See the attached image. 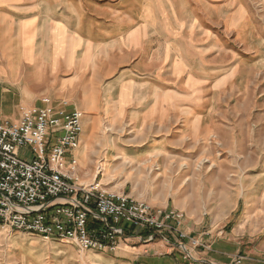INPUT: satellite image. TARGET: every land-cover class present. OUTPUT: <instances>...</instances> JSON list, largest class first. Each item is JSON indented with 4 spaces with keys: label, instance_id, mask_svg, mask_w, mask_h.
I'll list each match as a JSON object with an SVG mask.
<instances>
[{
    "label": "rangeland",
    "instance_id": "374dc122",
    "mask_svg": "<svg viewBox=\"0 0 264 264\" xmlns=\"http://www.w3.org/2000/svg\"><path fill=\"white\" fill-rule=\"evenodd\" d=\"M171 4L150 38L170 61L125 62L88 93L94 180L78 182L182 212L185 236L80 252L0 226V264H264V0Z\"/></svg>",
    "mask_w": 264,
    "mask_h": 264
},
{
    "label": "crops",
    "instance_id": "0c3cea01",
    "mask_svg": "<svg viewBox=\"0 0 264 264\" xmlns=\"http://www.w3.org/2000/svg\"><path fill=\"white\" fill-rule=\"evenodd\" d=\"M170 6L171 0H0V118L16 121L44 97L81 110L77 176L94 180L82 153L88 93L125 62L139 75L140 62L154 68L157 60L170 61V43L160 56L150 39ZM135 235L127 232V238Z\"/></svg>",
    "mask_w": 264,
    "mask_h": 264
},
{
    "label": "built area",
    "instance_id": "2783aa9c",
    "mask_svg": "<svg viewBox=\"0 0 264 264\" xmlns=\"http://www.w3.org/2000/svg\"><path fill=\"white\" fill-rule=\"evenodd\" d=\"M41 102L42 107L22 110L16 121L0 118V226L62 241L80 252L113 251L127 232L146 231L147 241L185 236L180 211L106 192L94 182L80 184L74 151L84 113L48 97ZM177 245L183 258L189 257L185 246Z\"/></svg>",
    "mask_w": 264,
    "mask_h": 264
},
{
    "label": "trees",
    "instance_id": "16d2710c",
    "mask_svg": "<svg viewBox=\"0 0 264 264\" xmlns=\"http://www.w3.org/2000/svg\"><path fill=\"white\" fill-rule=\"evenodd\" d=\"M143 234V235H142ZM150 234L148 233V232H142L141 234H140V236H145V237H148ZM181 257V259L184 261V263H189L190 261L188 260V259H184L182 256H180Z\"/></svg>",
    "mask_w": 264,
    "mask_h": 264
},
{
    "label": "water",
    "instance_id": "95a60500",
    "mask_svg": "<svg viewBox=\"0 0 264 264\" xmlns=\"http://www.w3.org/2000/svg\"><path fill=\"white\" fill-rule=\"evenodd\" d=\"M183 250L188 254V256H189L190 259H193L192 256H191V255H190L185 249H183ZM200 262H201V261H200ZM202 262H206V261H202ZM206 263H207V264H212V263H209V262H206Z\"/></svg>",
    "mask_w": 264,
    "mask_h": 264
},
{
    "label": "bare ground",
    "instance_id": "6f19581e",
    "mask_svg": "<svg viewBox=\"0 0 264 264\" xmlns=\"http://www.w3.org/2000/svg\"><path fill=\"white\" fill-rule=\"evenodd\" d=\"M104 182V181H103Z\"/></svg>",
    "mask_w": 264,
    "mask_h": 264
}]
</instances>
